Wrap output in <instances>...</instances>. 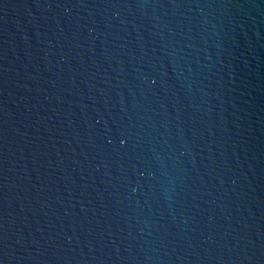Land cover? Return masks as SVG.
<instances>
[{
    "label": "water",
    "instance_id": "water-1",
    "mask_svg": "<svg viewBox=\"0 0 264 264\" xmlns=\"http://www.w3.org/2000/svg\"><path fill=\"white\" fill-rule=\"evenodd\" d=\"M0 264H264V0H0Z\"/></svg>",
    "mask_w": 264,
    "mask_h": 264
}]
</instances>
